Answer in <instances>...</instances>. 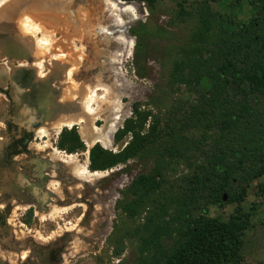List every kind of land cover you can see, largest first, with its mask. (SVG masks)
<instances>
[{
	"label": "rangeland",
	"instance_id": "1",
	"mask_svg": "<svg viewBox=\"0 0 264 264\" xmlns=\"http://www.w3.org/2000/svg\"><path fill=\"white\" fill-rule=\"evenodd\" d=\"M14 1L0 6V135L14 120L19 130H31L32 138L27 153L10 166L0 165V209L10 208L7 227L0 228V264H133L137 241L126 231L135 221L117 201L132 178L151 170L152 156L140 152L112 168L91 170L89 149L99 143L117 152L131 139L130 133L115 138L118 129L128 126L150 137L181 118L195 95L173 83L171 73L191 43L202 4H209L218 27L257 15L262 0ZM26 14L47 24L42 23L49 35L45 55L38 54L36 43L44 33L33 38L21 30ZM73 113L78 115L71 118ZM85 122L89 129L83 133ZM73 125L86 145L68 153L57 144L61 129ZM41 127L45 134L37 132ZM99 130L108 133L106 140L97 139ZM236 207L209 205L205 212L225 220ZM239 207L249 215L241 264H259L264 175L251 181ZM117 237L123 242L119 254Z\"/></svg>",
	"mask_w": 264,
	"mask_h": 264
},
{
	"label": "trees",
	"instance_id": "2",
	"mask_svg": "<svg viewBox=\"0 0 264 264\" xmlns=\"http://www.w3.org/2000/svg\"><path fill=\"white\" fill-rule=\"evenodd\" d=\"M213 19L204 2L191 43L173 63V83L195 95L181 118L154 138L118 129L115 138L130 133L131 139L117 152L99 143L89 149L91 170L140 152L152 156L151 170L132 178L117 201L135 221L126 231L137 241L133 264H241L249 215L239 204L251 181L264 175V0L245 22L216 27ZM84 143L73 125L61 129L57 146L74 153L85 150ZM227 203L237 207L225 220L205 212ZM114 239L119 254L123 242Z\"/></svg>",
	"mask_w": 264,
	"mask_h": 264
},
{
	"label": "flooded vegetation",
	"instance_id": "3",
	"mask_svg": "<svg viewBox=\"0 0 264 264\" xmlns=\"http://www.w3.org/2000/svg\"><path fill=\"white\" fill-rule=\"evenodd\" d=\"M7 96L10 103H14L13 97L11 95ZM14 124H16L14 120L8 121L5 133L0 135V165L10 166V164L14 163L16 157L27 153L28 151L27 144L32 138V131L26 130V128L19 130V127ZM21 124H24V122ZM13 127L16 129L15 131L13 130ZM2 136H7V139L4 141ZM0 212L2 215H5V224L0 225V228L3 229L7 227L6 219L10 212V208L6 206L5 208L0 209Z\"/></svg>",
	"mask_w": 264,
	"mask_h": 264
},
{
	"label": "bare ground",
	"instance_id": "4",
	"mask_svg": "<svg viewBox=\"0 0 264 264\" xmlns=\"http://www.w3.org/2000/svg\"><path fill=\"white\" fill-rule=\"evenodd\" d=\"M6 0H0V6H2V4L5 2ZM13 1V3H12V6L13 5H15V1L14 0H11V2ZM11 2H9V4L8 5H10L11 4ZM31 2L34 4V3H36L35 2V0H31ZM50 16V15H49ZM45 17V16H44ZM46 19V18H45ZM46 21V20H45ZM42 23L43 22H40L39 20H36L35 18H33V17H31V16H29V15H24L20 20H19V25H20V27H21V30L23 31V33H25L24 35L26 36H29V35H31V36H33V38H36V37H34L35 35H36V33H39V32H43L44 33V31H43V26H42ZM46 23V22H45ZM46 26V25H45ZM49 35H47L46 33H44L43 35H41V37L39 38H37V40H36V43H37V45H38V47L40 48V50H39V53L38 54H41V55H45L47 52H48V50H49V46L47 45V37H48ZM29 39V38H28ZM33 41H34V39H33ZM34 43H35V41H34ZM28 49H29V47H27ZM35 53V52H34ZM37 53V52H36ZM32 54H33V52H32ZM32 54H31V56H32ZM40 60H42V57H41V59ZM35 65H37L38 66V68L40 69V71L42 70V68H43V63H42V61H37L36 62V64ZM40 73V72H39ZM71 73V70L69 71V74ZM89 108V107H88ZM77 110H76V112L78 113V114H80L81 115V111H80V109L79 108H76ZM89 110H91V108H89ZM46 114H47V116H50L51 115V113H48V112H45ZM72 113V112H71ZM78 114H75V113H73V114H71V118L72 117H75L76 115H78ZM79 115V116H80ZM44 120V119H43ZM69 122V121H68ZM63 124L62 123H59V128L62 126ZM115 124L114 123H111L110 124V129H109V131H108V133L109 132H111L112 131V129H113V126H114ZM89 122H85V124H84V126L82 127V132L83 133H85V131H87L89 128ZM37 132H39L40 134H45L46 132H47V129L45 128V127H41V128H39L38 130H37ZM108 133H105V132H102V131H100L99 130V134L97 135V139L99 140V141H104V140H106V136H107V134ZM92 175H95V173H92Z\"/></svg>",
	"mask_w": 264,
	"mask_h": 264
},
{
	"label": "crops",
	"instance_id": "5",
	"mask_svg": "<svg viewBox=\"0 0 264 264\" xmlns=\"http://www.w3.org/2000/svg\"><path fill=\"white\" fill-rule=\"evenodd\" d=\"M51 2H54V0H52ZM51 12H52V11H50V8H49L48 11H47V13H48V14H52ZM53 15H54V14H52L51 16H53ZM43 18H44V16H43ZM40 22H43L44 25H45V22L42 20V18H41ZM46 25H47V24H46Z\"/></svg>",
	"mask_w": 264,
	"mask_h": 264
},
{
	"label": "water",
	"instance_id": "6",
	"mask_svg": "<svg viewBox=\"0 0 264 264\" xmlns=\"http://www.w3.org/2000/svg\"><path fill=\"white\" fill-rule=\"evenodd\" d=\"M21 12H22V11H21ZM24 12H26V11H23V13H24ZM23 13H22V14H23ZM15 16H17V14H15ZM15 16H13V17H15Z\"/></svg>",
	"mask_w": 264,
	"mask_h": 264
}]
</instances>
